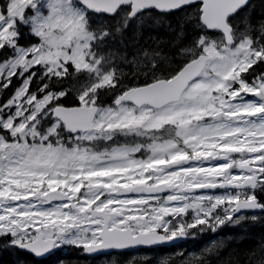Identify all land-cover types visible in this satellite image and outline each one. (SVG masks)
Segmentation results:
<instances>
[{
	"label": "snow or ice",
	"instance_id": "obj_1",
	"mask_svg": "<svg viewBox=\"0 0 264 264\" xmlns=\"http://www.w3.org/2000/svg\"><path fill=\"white\" fill-rule=\"evenodd\" d=\"M0 252L264 264V0H0Z\"/></svg>",
	"mask_w": 264,
	"mask_h": 264
},
{
	"label": "trees",
	"instance_id": "obj_2",
	"mask_svg": "<svg viewBox=\"0 0 264 264\" xmlns=\"http://www.w3.org/2000/svg\"><path fill=\"white\" fill-rule=\"evenodd\" d=\"M258 11H259V8H257V12ZM147 23L151 24L152 22L148 21ZM158 27H159L160 39L161 40H168L170 37V33L167 31V26L165 24L161 23ZM256 230L258 232L260 230L259 227ZM240 235H243V233H241ZM252 241H253L252 237H247L244 240L238 239L236 241V243L240 244L241 246H244V245L251 244ZM10 257H11L10 255L3 253V252H0V261H5V262L10 261L11 260ZM260 258H261L260 254H257L255 256H253L251 259H249L248 257H243L242 261H243V264H257V261ZM51 259L52 258H50L49 260H51ZM45 264H47V262H45ZM115 264H119V262L116 261Z\"/></svg>",
	"mask_w": 264,
	"mask_h": 264
}]
</instances>
